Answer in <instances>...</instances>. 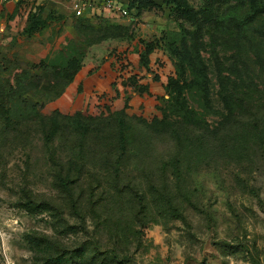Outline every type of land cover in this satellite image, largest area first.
Returning a JSON list of instances; mask_svg holds the SVG:
<instances>
[{
    "label": "rangeland",
    "instance_id": "374dc122",
    "mask_svg": "<svg viewBox=\"0 0 264 264\" xmlns=\"http://www.w3.org/2000/svg\"><path fill=\"white\" fill-rule=\"evenodd\" d=\"M17 1L0 0V264H264V0L243 23L248 0H135L99 28L72 0L8 18ZM145 46L169 81L134 105Z\"/></svg>",
    "mask_w": 264,
    "mask_h": 264
},
{
    "label": "crops",
    "instance_id": "0c3cea01",
    "mask_svg": "<svg viewBox=\"0 0 264 264\" xmlns=\"http://www.w3.org/2000/svg\"><path fill=\"white\" fill-rule=\"evenodd\" d=\"M17 2L15 5V8H17ZM13 13L14 12H12L8 16V18ZM14 15H16V14H14ZM110 43H112L111 39H109V41H103V42L94 44L89 49H91V50H98L99 49V50H103L104 52H107L108 48H110L112 46V45H110ZM124 47H126V46H124ZM144 49H145V47L140 49V51H138V53L135 54V56H136L135 61L132 62V63L135 62L136 67L137 66L141 67V69L146 74V77L138 80V83L142 84L141 86L143 89L137 90L131 86L125 85V88H127V91L123 94L124 98H125L124 100H128L129 103H134V105L136 104V102H138V100H141L144 103H147V102L150 103L154 99H156L159 95H161L164 91V86H165L167 79H168V76H169V75H167L165 70H164V72H161V70H157L154 68L152 71L151 65L153 64V61H152L151 55L153 54V52L155 50H152L151 52L148 53V55H147V66H144L142 64L141 57H142V53L144 52ZM127 52L129 53L130 50H128ZM152 75H153V77H152ZM137 106H139V104Z\"/></svg>",
    "mask_w": 264,
    "mask_h": 264
},
{
    "label": "built area",
    "instance_id": "2783aa9c",
    "mask_svg": "<svg viewBox=\"0 0 264 264\" xmlns=\"http://www.w3.org/2000/svg\"><path fill=\"white\" fill-rule=\"evenodd\" d=\"M71 10L76 17L115 21L131 16L128 0H72Z\"/></svg>",
    "mask_w": 264,
    "mask_h": 264
},
{
    "label": "trees",
    "instance_id": "16d2710c",
    "mask_svg": "<svg viewBox=\"0 0 264 264\" xmlns=\"http://www.w3.org/2000/svg\"><path fill=\"white\" fill-rule=\"evenodd\" d=\"M18 3H19V0L17 2V6H18ZM180 3H184V2H180ZM247 5H248V11L243 16L242 20L239 23H243L244 21L247 22L249 20V18H251V17H253V16H255V15H257V14H259L261 12L259 10V6L256 4L255 0H248ZM182 6H183V4H182ZM128 7H129V9L131 11V16H132V14L134 13V10L136 9L135 0H128ZM17 11H18V8H16L15 12L11 16H13L14 14H17ZM77 18L87 22L88 25H90L91 27H94V28H99L102 24H105V22L110 23V21H111V20H108V19H89V18H86V17H83V16L77 17ZM92 20H96V21H100V22L98 24H95L94 22H92ZM111 24H112V21H111ZM110 38H113V36L110 37ZM152 50L153 49L147 50L146 46H145L144 52L142 53V57H141V62H142V64L144 66H147V55ZM168 81H169V78L167 79L165 87L168 84ZM173 88H174V90L176 89V90L179 91L182 88V85H180L177 81H174Z\"/></svg>",
    "mask_w": 264,
    "mask_h": 264
}]
</instances>
